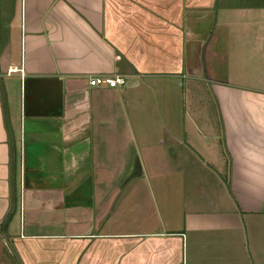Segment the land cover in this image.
I'll list each match as a JSON object with an SVG mask.
<instances>
[{"label": "crops", "instance_id": "1", "mask_svg": "<svg viewBox=\"0 0 264 264\" xmlns=\"http://www.w3.org/2000/svg\"><path fill=\"white\" fill-rule=\"evenodd\" d=\"M18 2L16 47L0 41V247L16 264H264V0ZM201 65L216 123L181 127L170 106L154 126L147 97Z\"/></svg>", "mask_w": 264, "mask_h": 264}, {"label": "rangeland", "instance_id": "2", "mask_svg": "<svg viewBox=\"0 0 264 264\" xmlns=\"http://www.w3.org/2000/svg\"><path fill=\"white\" fill-rule=\"evenodd\" d=\"M20 16H23V11L19 9L18 0H0V41L2 42L7 33L9 45L12 44L13 49L16 47L15 33L20 24ZM1 46L2 44L0 43V50ZM208 73L209 72L206 70H203L201 65L198 69H193L192 72H190L194 77L192 78L190 76L188 81H186L185 78H173V84H163L157 87L156 93L152 91V95L147 97L146 106L149 110L152 108L156 113V117H154V126L157 125L158 127L160 124L161 126H164V114L170 111V106L173 114H178L180 117V126L182 125L181 119H183V116L185 119L187 116L189 118L192 113H197L199 110L208 120H210V122L215 124L216 107L209 92L208 83L205 82L210 76ZM233 73L234 72H232V74ZM224 76L225 72H218L214 78L215 80H224ZM178 81L179 83H182V86H178V91H176ZM153 104H155L156 110L154 109ZM151 125L152 124L149 123V126ZM160 136L164 140L168 139V135L163 133ZM147 137H149L148 144L150 146L156 144V142H154L153 134L149 133ZM154 151L155 150H153V152L149 150L147 152L148 160L155 159ZM132 155L135 156V153L132 152ZM188 169L189 168L186 164V168H184L179 176H187L189 177V181L191 180V182H193L194 175H192L191 172H188ZM6 252L5 247H0V264H16L12 256Z\"/></svg>", "mask_w": 264, "mask_h": 264}, {"label": "built area", "instance_id": "3", "mask_svg": "<svg viewBox=\"0 0 264 264\" xmlns=\"http://www.w3.org/2000/svg\"><path fill=\"white\" fill-rule=\"evenodd\" d=\"M90 87H104L117 89L125 84V79L122 76H95L87 80Z\"/></svg>", "mask_w": 264, "mask_h": 264}]
</instances>
